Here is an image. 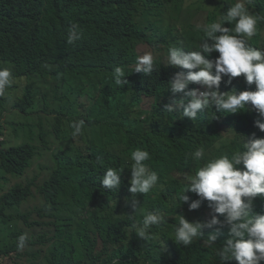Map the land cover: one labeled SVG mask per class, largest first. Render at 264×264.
<instances>
[{
    "label": "clouds",
    "instance_id": "9594fccd",
    "mask_svg": "<svg viewBox=\"0 0 264 264\" xmlns=\"http://www.w3.org/2000/svg\"><path fill=\"white\" fill-rule=\"evenodd\" d=\"M36 1L0 26V161L29 162L22 175L0 164V264H264V42L248 44L264 17L251 0L209 25L174 18L168 0H122L112 46L94 41L87 3ZM116 45L125 63L108 64Z\"/></svg>",
    "mask_w": 264,
    "mask_h": 264
},
{
    "label": "trees",
    "instance_id": "16d2710c",
    "mask_svg": "<svg viewBox=\"0 0 264 264\" xmlns=\"http://www.w3.org/2000/svg\"><path fill=\"white\" fill-rule=\"evenodd\" d=\"M34 0H0V26L4 28H10L14 26L24 15L26 9L33 3ZM63 0H37L36 3L42 6H48L49 8L55 6L57 3ZM75 3L85 2L89 6L90 10V24L93 31L96 33L95 42L105 44L107 46H112L114 38L117 34L110 27H106V25H111L112 20L110 17V12L113 6L117 3H120L122 0H71ZM170 3L171 11L174 18H181L189 25H196L195 17L199 15V18L204 20V24H211L212 22L217 21L223 14L226 12L227 8L230 4L234 3L235 0H168ZM184 5H189V9H184ZM162 9L168 10V6L162 4ZM248 9L251 14L264 17V0H251L248 4ZM188 34L192 36V39H198L201 41L204 38V34L202 31H198L193 26H189ZM225 26L232 27L234 26V22L232 25L225 24ZM257 33L251 39V43L249 45L258 46L261 42H264V20L258 21L257 24ZM117 45L108 51L103 52V61L109 64V62L116 63H125L123 58L121 57V50L116 49ZM21 89V84H18L15 90V93L11 94V98L13 100V106L15 108L20 109V98L18 96V91ZM10 121H15L18 123L20 121L19 117L15 115L11 116ZM215 129H210V132H214ZM164 145V142L161 143ZM172 143L169 142L166 146H161L160 151H164L165 147H171ZM204 147V145L202 144ZM225 147V146H224ZM223 149H216L214 147L211 148V153L214 154L217 152L215 156L221 155L219 151ZM208 151V150H207ZM169 153L164 152V155ZM170 155V154H169ZM208 155L211 154L208 152ZM5 161L10 163H17L16 165L7 164L0 161V164L4 166H14L7 167L6 170L8 172H18L19 175L25 171V169L29 166V162L20 164L24 159V155L11 154L8 156H3ZM33 181H28L26 186L21 184L16 185L12 193L8 198H4L10 205H14L17 201H22L28 194L29 188ZM40 191L45 192L46 185L45 181L39 184Z\"/></svg>",
    "mask_w": 264,
    "mask_h": 264
},
{
    "label": "rangeland",
    "instance_id": "374dc122",
    "mask_svg": "<svg viewBox=\"0 0 264 264\" xmlns=\"http://www.w3.org/2000/svg\"><path fill=\"white\" fill-rule=\"evenodd\" d=\"M45 159H47V160H50V159H51V157H50V151H49V154H48V155H47V154L45 155ZM25 207H26V206H25ZM25 207H24V208H25Z\"/></svg>",
    "mask_w": 264,
    "mask_h": 264
}]
</instances>
